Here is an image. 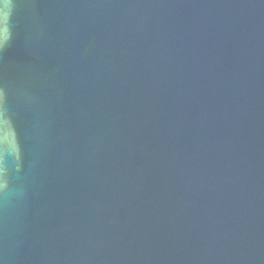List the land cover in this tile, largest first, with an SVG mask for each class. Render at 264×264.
I'll return each instance as SVG.
<instances>
[{
  "label": "water",
  "instance_id": "water-1",
  "mask_svg": "<svg viewBox=\"0 0 264 264\" xmlns=\"http://www.w3.org/2000/svg\"><path fill=\"white\" fill-rule=\"evenodd\" d=\"M0 264H264V0H0Z\"/></svg>",
  "mask_w": 264,
  "mask_h": 264
}]
</instances>
